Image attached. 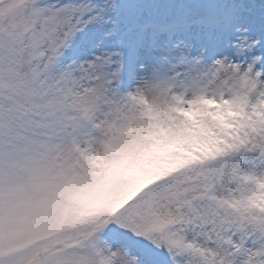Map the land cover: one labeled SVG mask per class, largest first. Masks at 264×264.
<instances>
[{
	"label": "snow or ice",
	"instance_id": "1",
	"mask_svg": "<svg viewBox=\"0 0 264 264\" xmlns=\"http://www.w3.org/2000/svg\"><path fill=\"white\" fill-rule=\"evenodd\" d=\"M0 264H264V0H0Z\"/></svg>",
	"mask_w": 264,
	"mask_h": 264
}]
</instances>
